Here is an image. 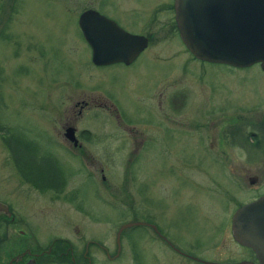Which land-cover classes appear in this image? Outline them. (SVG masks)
<instances>
[{"label":"rangeland","instance_id":"obj_1","mask_svg":"<svg viewBox=\"0 0 264 264\" xmlns=\"http://www.w3.org/2000/svg\"><path fill=\"white\" fill-rule=\"evenodd\" d=\"M171 4L0 0V201L36 221L41 240L92 239L112 250L120 225L152 219L177 244L194 241V252L207 260L235 248L232 211L264 191V71L258 63L238 68L192 56L171 28ZM102 6L121 21L120 7L134 6L125 27L152 33L130 65L91 62L77 18ZM90 98L111 99L124 119L150 123L134 126L140 132L133 135L115 125V111L85 112L75 121L89 150L83 158L61 140L64 111ZM160 100L163 116L152 105ZM142 137L152 141L133 157L134 139ZM56 168L68 180L58 193ZM248 175L259 183L250 186ZM150 235L145 226L124 229L118 264H131V251L136 264L138 257L142 264H174ZM146 244L158 259L145 258Z\"/></svg>","mask_w":264,"mask_h":264},{"label":"water","instance_id":"obj_2","mask_svg":"<svg viewBox=\"0 0 264 264\" xmlns=\"http://www.w3.org/2000/svg\"><path fill=\"white\" fill-rule=\"evenodd\" d=\"M173 6L180 38L195 58L238 68L258 63L264 71V0H174ZM78 25L96 65L128 64L148 45L146 36L124 30L96 10L82 12ZM64 135L77 142L73 127H67ZM3 214L10 215V210L0 201ZM146 224L131 221L120 225L118 243L124 229ZM231 229L234 239L251 248L258 264H264V194L236 209Z\"/></svg>","mask_w":264,"mask_h":264},{"label":"flooded vegetation","instance_id":"obj_3","mask_svg":"<svg viewBox=\"0 0 264 264\" xmlns=\"http://www.w3.org/2000/svg\"><path fill=\"white\" fill-rule=\"evenodd\" d=\"M13 1L14 0H12V2ZM171 5H172L171 8L168 7V9L172 11V15L170 16L171 28L174 29L175 27L178 32L177 24L175 21L174 6L173 4ZM88 9L98 11L100 14L115 21L121 28H123L126 31H129L135 34H142L146 36L148 38V45H149V41L152 38V33L150 32L144 33L140 31H130L125 27L124 20H128V21L131 20V16H133L135 12L134 6H121L120 7L119 14L122 18V21L110 15V13L107 12L108 11L107 7H103V6L97 7V8L96 7H86L78 15L77 25H78V19H79L80 14ZM151 15L147 16L143 24L146 25L148 23L149 25H151V22H153L154 19H156L157 14L156 12H154V15L152 16ZM149 25H146V27H148ZM78 28L81 32L79 25H78ZM139 54L137 55V57L139 56ZM135 59L133 61H135ZM133 61L128 64L124 62H115V63H119L123 65H130L131 63H133ZM115 63H111V64H115ZM107 65H110V64H107ZM96 66H106V65H96ZM110 100L107 101L106 99H101V98H90L89 100L82 99L80 101L75 102L72 107L66 108L64 113H67L68 115L63 125L64 131L67 127H73L77 142L74 143V141H71L65 135H64L65 139L69 142H66V140L64 139H61V140L64 142V144H66L71 149L72 153L78 154L79 156L83 158H87L86 153L89 150L80 137L81 135H83L82 130L81 132H79L77 127L75 126V121L78 120L79 117H82V115L87 111H92L96 109L97 110H108L110 113L112 111L113 112L115 111V117L112 118V120L115 122V125L116 126L124 125L125 127H127V130L133 135L136 132L137 133L140 132V130L137 127H136L137 129L134 128V126L150 123L149 122L150 118L139 117V118L124 119L123 117H121L119 105L115 103L114 101L112 100L110 101ZM152 105H153V108L158 111V115L163 116V114L165 113V107H166L165 102L160 100L156 104H154L153 102ZM155 105H157V107ZM155 110H154V113L156 115L157 112ZM159 119H162V118L159 117ZM144 140L145 139L143 137L139 139H134V143L137 142L139 144L138 146L135 145L134 148L131 150V154L133 157H138L143 152V149L139 151L140 145L141 147L144 144L149 145V143L152 141L150 140L146 143ZM54 173H55L56 179H58V184L55 187L56 190L54 188L52 189L58 193L61 191L60 189H63L62 188L63 184L66 183V181L68 180H66L65 176L58 170V168H56V171ZM90 176L93 177L92 172ZM247 180L250 186H256L259 183L260 178L257 175H248ZM256 192H258L257 196L251 198V200L247 202L240 203L232 211L229 217L230 219L229 230L231 234V242L233 243V246L235 248L228 252L225 251L226 254L229 253V256L227 257L220 256L213 260L205 259L202 254H197L196 252H194L195 251L194 241L192 242L189 241L187 246H181L177 244L175 241H173V239L169 237L166 231H164L159 226V224L152 219L144 221L147 223L144 226L151 233L149 237V241L151 240L152 237H155L157 240H159V242L161 243V248L163 247L164 250L166 249L168 250L167 254L170 255V258L172 257L175 258L174 264H182L183 262L186 264H213V263L242 264V262L244 261H250L255 264H258V259L256 257L255 252L251 248L244 246L240 244L239 242H237L233 237L232 229H231L232 217L236 209L239 208L241 205L248 203L250 201H253L257 199L259 196H261L262 194H264V191L258 190ZM7 205L10 210V215H4V214L0 215V264H118L119 258L121 256V241L120 243H118L116 234H115L116 247L115 249H112V250H109L100 241L92 240V239H88V240L82 239L81 245H77L67 238L58 237V236H53V237L51 236V237H48L47 240H41L42 237H46V236L45 234L44 235L39 234V232L35 229V227H37L36 225L37 223H35L36 221L32 220V218L27 217V215L13 213L12 209L10 208V205L9 204ZM79 238H83V237L79 236ZM120 239H121V236H120ZM145 246H144L145 258H147L146 256H149L150 254H152V255H156L154 257L155 259H158L157 251L156 250L152 251L151 246L149 244H146ZM162 254L163 252L161 253L159 252V260H160V255ZM136 256H137L136 253L134 254V252L131 251V260H130L131 264L137 263ZM138 261H139L138 264H142L139 257H138ZM159 262L160 264L169 263L168 261H164V259H162Z\"/></svg>","mask_w":264,"mask_h":264},{"label":"trees","instance_id":"obj_4","mask_svg":"<svg viewBox=\"0 0 264 264\" xmlns=\"http://www.w3.org/2000/svg\"><path fill=\"white\" fill-rule=\"evenodd\" d=\"M0 131H1L2 135H4V134H3L4 132L2 131V128H1ZM234 133H235V132H233V134H234ZM4 141H5L7 144H8V142H10V140H8V139H5ZM8 146H10V145H8ZM10 148H11V147H10ZM11 149H12V148H11Z\"/></svg>","mask_w":264,"mask_h":264}]
</instances>
